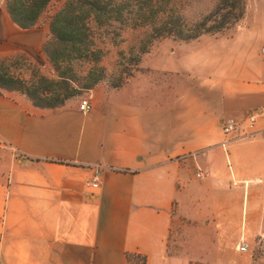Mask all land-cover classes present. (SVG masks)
<instances>
[{"label":"crops","instance_id":"1","mask_svg":"<svg viewBox=\"0 0 264 264\" xmlns=\"http://www.w3.org/2000/svg\"><path fill=\"white\" fill-rule=\"evenodd\" d=\"M248 3L231 38L166 39L120 88L92 90L88 112L0 94V264H250L238 247L264 236V0ZM47 38L0 6V58ZM256 111L255 138L228 142L222 125Z\"/></svg>","mask_w":264,"mask_h":264},{"label":"trees","instance_id":"2","mask_svg":"<svg viewBox=\"0 0 264 264\" xmlns=\"http://www.w3.org/2000/svg\"><path fill=\"white\" fill-rule=\"evenodd\" d=\"M189 1L66 0L60 10L50 17L47 29L50 38L40 49L57 75L58 81L54 84L58 86L42 93L29 91L26 95L33 100V107L41 110L61 108L75 93L91 91L100 82V79L92 78V68L82 79L83 83L76 82L73 68L74 61L87 59L95 53L91 48L92 28L119 25L124 32H138V47L130 59L137 67L157 41L172 39L190 43L205 35H217L240 22L247 5L246 0H215L211 9L204 13L190 14ZM195 1L198 3L201 0ZM50 2L7 0L4 7L19 29L28 30L38 27L39 19ZM119 54L122 55V51ZM132 71L134 69L126 70L127 78L133 77ZM128 80L113 85L110 90L120 88ZM14 90L7 84L0 85L3 93ZM127 260L129 264H145L144 259L135 255H128Z\"/></svg>","mask_w":264,"mask_h":264},{"label":"rangeland","instance_id":"3","mask_svg":"<svg viewBox=\"0 0 264 264\" xmlns=\"http://www.w3.org/2000/svg\"><path fill=\"white\" fill-rule=\"evenodd\" d=\"M7 0H0V6H5ZM66 0H51L46 10L41 15L38 27H46L50 17L60 10ZM215 0H195L189 1L188 11L190 14L204 13L211 9ZM246 9L249 5L246 0ZM246 13V10H245ZM245 16V14H244ZM243 16V18H244ZM238 22L236 25H238ZM231 26L228 30L222 31L217 35H205L203 37H217L229 39L232 37ZM93 46L91 47L95 53L91 54L87 59H79L74 61L73 68L76 76L75 81L83 83L85 75L89 69L92 68V78L100 79V82L92 89H112L113 85L125 82L130 79L125 75L126 70L134 69L132 76L139 70L140 65L134 67L130 62L132 52L138 47L139 33L122 30L119 25H111L94 29L92 28ZM50 35L48 34L49 41ZM166 39L159 40L150 48L147 57L159 48L160 44ZM174 43H182L178 40H172ZM264 47V46H263ZM122 51V55L119 52ZM144 57V59H145ZM97 59V60H96ZM143 61V60H142ZM95 67V68H93ZM58 81L57 75L51 66L48 57L39 53L34 57H27L24 55H12L6 58H0V85L7 84L9 88L15 89L11 93H5L13 97L28 100L33 104V100L26 95L30 92L49 91L56 89L58 85L54 84ZM53 83V84H52ZM91 91L80 90L74 94L70 101H74L77 105L81 101L91 99ZM0 93H3L0 91ZM247 245V252L244 254L249 258L250 264H264V236L245 240Z\"/></svg>","mask_w":264,"mask_h":264},{"label":"built area","instance_id":"4","mask_svg":"<svg viewBox=\"0 0 264 264\" xmlns=\"http://www.w3.org/2000/svg\"><path fill=\"white\" fill-rule=\"evenodd\" d=\"M260 54L261 56L264 57V47L261 48ZM79 110L83 113L88 112L90 110L89 99L80 102ZM262 116H263L262 112L256 111L247 114L246 117L242 120L227 121L221 127L222 133L228 139V142L236 141L239 138H245V139L255 138V136L258 134L257 121ZM241 132H243L242 136H240ZM99 178H100V170L96 169L93 177L85 183V187L92 191H97L100 186ZM238 250L242 253L247 252V245L245 243H241V245L238 247Z\"/></svg>","mask_w":264,"mask_h":264}]
</instances>
